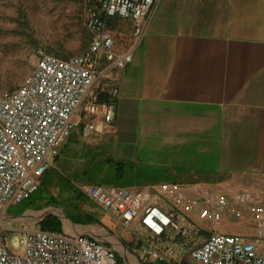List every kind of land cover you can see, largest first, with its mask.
I'll return each mask as SVG.
<instances>
[{
    "label": "crops",
    "instance_id": "1",
    "mask_svg": "<svg viewBox=\"0 0 264 264\" xmlns=\"http://www.w3.org/2000/svg\"><path fill=\"white\" fill-rule=\"evenodd\" d=\"M55 2L84 6L85 0ZM108 27L117 51L133 47L130 20L112 18ZM90 43L74 47L75 55ZM133 48L132 62L116 72L113 123L89 115L84 100L71 135L51 152L39 189L0 210V224L87 236L112 248L120 264H185L190 249L212 234L261 247L264 0H161ZM100 173L111 176L107 183H81ZM92 185L126 189L146 206L184 216L198 231L155 239L139 218L125 227L87 196ZM152 244L175 250L174 257L142 259Z\"/></svg>",
    "mask_w": 264,
    "mask_h": 264
},
{
    "label": "built area",
    "instance_id": "2",
    "mask_svg": "<svg viewBox=\"0 0 264 264\" xmlns=\"http://www.w3.org/2000/svg\"><path fill=\"white\" fill-rule=\"evenodd\" d=\"M161 0H85L86 27L92 33L89 49L62 59L37 52L38 61L15 90L0 94V210L30 198L52 165L50 154L72 133L73 116L84 100L94 118L113 123L119 94L117 74L132 62L133 47L147 33ZM112 18L130 20L135 29L134 45L115 49L108 30ZM105 66L104 69L101 66ZM108 72L109 75H105ZM85 129V135L88 134ZM85 193L125 227L139 218L157 239L171 232L183 236L197 233L184 216L146 206L122 188L92 185ZM0 224V264H120L115 251L87 236L35 229L21 225L22 249L11 250ZM175 250H159L155 244L141 253L144 260L170 261ZM185 264H264V244L258 247L239 236L212 234L192 247Z\"/></svg>",
    "mask_w": 264,
    "mask_h": 264
},
{
    "label": "rangeland",
    "instance_id": "3",
    "mask_svg": "<svg viewBox=\"0 0 264 264\" xmlns=\"http://www.w3.org/2000/svg\"><path fill=\"white\" fill-rule=\"evenodd\" d=\"M10 22L13 31L9 30ZM1 24H5V28L0 30V94L15 90L24 82L34 67L39 50L47 52L46 49H51L62 59L79 53L74 47L83 43L85 8L74 3L60 6L55 0H0ZM108 30L111 32L109 27ZM73 32L77 33L73 35ZM112 168L114 174L119 172V162L112 164ZM109 177L100 173L93 178H84L81 183L105 184ZM16 206L21 207L23 203L13 205ZM12 228L5 231V235L9 238L11 250L17 252L22 249V234L17 230V223Z\"/></svg>",
    "mask_w": 264,
    "mask_h": 264
},
{
    "label": "trees",
    "instance_id": "4",
    "mask_svg": "<svg viewBox=\"0 0 264 264\" xmlns=\"http://www.w3.org/2000/svg\"><path fill=\"white\" fill-rule=\"evenodd\" d=\"M60 2H68L71 0H58ZM92 41V33L88 30V28L85 26H83V44H87V42ZM42 230H44V225L41 228ZM58 229H56L57 231Z\"/></svg>",
    "mask_w": 264,
    "mask_h": 264
}]
</instances>
